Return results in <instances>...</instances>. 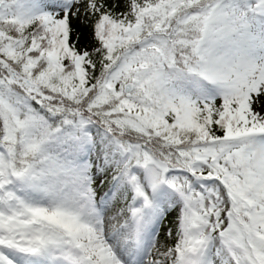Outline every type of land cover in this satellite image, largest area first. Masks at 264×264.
<instances>
[{"label": "snow or ice", "instance_id": "6c2138e0", "mask_svg": "<svg viewBox=\"0 0 264 264\" xmlns=\"http://www.w3.org/2000/svg\"><path fill=\"white\" fill-rule=\"evenodd\" d=\"M0 264H264V0H0Z\"/></svg>", "mask_w": 264, "mask_h": 264}]
</instances>
